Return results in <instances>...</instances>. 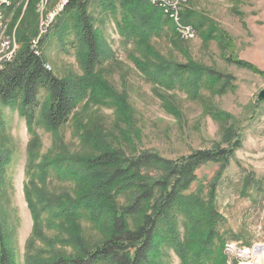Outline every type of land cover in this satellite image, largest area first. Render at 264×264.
Here are the masks:
<instances>
[{"label": "rangeland", "instance_id": "rangeland-1", "mask_svg": "<svg viewBox=\"0 0 264 264\" xmlns=\"http://www.w3.org/2000/svg\"><path fill=\"white\" fill-rule=\"evenodd\" d=\"M59 1L16 0L10 9H3L0 37L10 38V58L21 47L19 37H27L32 48L40 49L54 75L76 81L84 77L79 57L83 49L74 16L62 17L59 22ZM185 10L208 21L200 30L193 27V38L180 36L169 13L164 12L169 21L158 32L127 39L119 24L124 25L128 13L117 2L114 8L105 9L97 0H89L86 13L99 38L102 56L88 80L94 84H88L87 94L70 120L52 132L43 122L40 108L28 126L17 109L0 107V154L4 159L0 168V221L16 264H26L28 248L32 253L41 250L46 256L73 255L75 247L65 242L73 233L89 247L105 238L104 223H95L86 212L77 222L48 221V214L42 213L37 226L41 238L33 232L28 196L38 209L37 193L71 197L76 193L75 182L64 170L57 173L49 168L46 176L40 177L42 161L92 156L100 140L128 155L151 150L175 158L222 145L223 131L229 125L239 130L241 147L215 190L216 209L222 217L216 229L219 257L212 255L203 262L232 264L234 256L224 245L227 241L243 247L264 242V99L257 100L264 89V76L230 60L247 61L264 72V0H182L181 21ZM209 27L214 31L206 38ZM174 64L200 65L230 74L234 80L224 89H219L220 82L206 83L204 78L198 86L189 76L177 78L168 69L170 85L151 78L158 66ZM40 99L42 104L44 94ZM219 168L218 163L201 165L188 191L205 198ZM179 230L182 234V227ZM158 250L161 264H180L168 246Z\"/></svg>", "mask_w": 264, "mask_h": 264}, {"label": "trees", "instance_id": "trees-1", "mask_svg": "<svg viewBox=\"0 0 264 264\" xmlns=\"http://www.w3.org/2000/svg\"><path fill=\"white\" fill-rule=\"evenodd\" d=\"M88 1L66 0L58 19L60 22L62 17L71 15L75 18L83 49L79 57L84 77L75 81L54 75L47 67L40 49L32 48L24 36L19 37L22 44L17 53L0 66V107L17 109L28 126L35 120L36 109L40 108L46 127L56 132L70 120L77 105L87 94L88 84L93 83L88 80L92 79L94 65L101 59L102 53L98 45L99 38L86 13ZM15 2L13 0L12 4ZM97 2L105 9L114 8L117 2L128 13L126 19L124 17V25L119 24L123 37L127 39L136 35L142 38L158 32L169 21L161 8L151 5L147 0ZM182 21L197 30L208 22L204 17L197 18L190 10L182 12ZM213 31L209 27L204 37L210 38ZM221 37L226 38L222 33ZM230 60L264 76L263 71L247 61ZM167 69L177 78L189 76L190 81L198 86L204 78L206 83L220 82L219 89H224L234 80L230 74L195 64H174L167 68L165 65L158 66L152 71L151 78L170 85L172 78L168 77ZM42 94L45 100L41 104ZM33 140L28 145L29 153L32 152ZM240 147V132L234 125H229L223 131L222 145L192 150L175 158H165L151 150L128 155L121 148L100 140L92 156H67L42 161L40 177L46 176L49 168L57 173L64 170L68 178L75 182L76 193L75 197L43 196L37 193L38 209H34V203L28 196L34 220L33 232L41 238V229L37 226L42 213L48 214V221L77 222L80 215L86 212V216L95 223H104L105 238L89 247L77 233H73L65 241L75 247L73 255L46 256L41 250L32 253L28 248L26 264H161L158 248L162 245L173 250L180 264H204V259L212 255L219 257L216 229L222 217L216 209L215 190L223 171ZM208 162L218 163L220 168L205 198H202L188 190L195 180V171ZM3 163L0 154V168ZM29 182L33 184V179ZM0 264H16L1 221Z\"/></svg>", "mask_w": 264, "mask_h": 264}, {"label": "built area", "instance_id": "built-area-1", "mask_svg": "<svg viewBox=\"0 0 264 264\" xmlns=\"http://www.w3.org/2000/svg\"><path fill=\"white\" fill-rule=\"evenodd\" d=\"M59 1L57 6H60ZM13 0H11V3ZM180 2L182 0H151V4L158 6L163 10V12L171 13V10H178L180 15ZM10 6H0V29L3 28V9L8 8ZM55 13V8L49 13L50 15ZM183 38H193L190 35V29H182ZM10 42V38L0 37V62L6 63L10 61L12 58H8V43ZM35 49L38 47L35 46ZM228 249L234 250V257H231V260H234V264H252V260H260V264H264V242L257 244L253 247H243L242 245L233 242L227 241L224 244Z\"/></svg>", "mask_w": 264, "mask_h": 264}, {"label": "bare ground", "instance_id": "bare-ground-1", "mask_svg": "<svg viewBox=\"0 0 264 264\" xmlns=\"http://www.w3.org/2000/svg\"><path fill=\"white\" fill-rule=\"evenodd\" d=\"M61 1H63V0H61ZM65 1L64 2H60V6L57 8V10H61V7L63 6V4H65ZM147 1L151 3V0H147ZM10 5H12L11 0H0V6H10ZM180 5H181V2H180ZM166 14H168V13H166ZM169 19L174 23V25L176 27V30H177V32L179 33L180 36L183 37L182 29H190V35H192V37H194L195 29L193 28L192 25L185 24V23H183L181 21V18H180L178 10H171V13H169ZM186 39H188V38H186ZM9 44H10V42H9ZM8 58H10V56ZM2 63L3 62H0V66L2 65ZM226 251H228L231 255L234 256V250L233 249L226 248ZM231 262H232V264H234L233 261H231ZM252 264H260V260H252Z\"/></svg>", "mask_w": 264, "mask_h": 264}, {"label": "water", "instance_id": "water-1", "mask_svg": "<svg viewBox=\"0 0 264 264\" xmlns=\"http://www.w3.org/2000/svg\"><path fill=\"white\" fill-rule=\"evenodd\" d=\"M263 99H264V89L259 91V93L257 95V100H263Z\"/></svg>", "mask_w": 264, "mask_h": 264}]
</instances>
